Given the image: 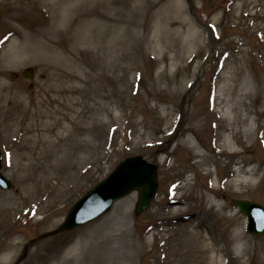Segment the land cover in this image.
I'll use <instances>...</instances> for the list:
<instances>
[{
    "label": "rangeland",
    "instance_id": "rangeland-1",
    "mask_svg": "<svg viewBox=\"0 0 264 264\" xmlns=\"http://www.w3.org/2000/svg\"><path fill=\"white\" fill-rule=\"evenodd\" d=\"M28 67L31 78L23 75ZM241 67L255 92L264 85V0H0V149L12 183L0 187V264H215L207 259L217 254L209 250L212 236L219 245L228 241L229 252H220L229 264H264V236L246 231L247 218L232 203L264 206V89L246 99L257 122L250 117L242 128L254 133L236 136L235 152L213 159L215 102L222 98L221 109L228 108L231 77ZM60 71L75 75L60 78ZM88 74L85 113L77 118L79 104L62 109L67 115L49 138L25 146V108L55 111L54 91L83 86ZM234 80L237 98L243 77ZM41 119L28 122L35 127ZM138 154L158 164V194L148 209L136 213L132 191L102 217L41 237L120 161ZM177 191L179 203L171 197ZM81 236L91 249L75 243Z\"/></svg>",
    "mask_w": 264,
    "mask_h": 264
},
{
    "label": "bare ground",
    "instance_id": "bare-ground-1",
    "mask_svg": "<svg viewBox=\"0 0 264 264\" xmlns=\"http://www.w3.org/2000/svg\"><path fill=\"white\" fill-rule=\"evenodd\" d=\"M241 3H244V2H241ZM180 4L182 5V8L184 10L183 3L180 2ZM243 6H245V5H243ZM181 12L184 14L185 10L181 11ZM185 16H186V18L188 17L187 15H185ZM187 20H188V18H187ZM257 25H260V27L262 26V24H259V23H257ZM192 41H193V37L192 38L190 37L189 39H187L186 43L189 44V43H192ZM13 62H15L14 59H13ZM244 68H245V66H244ZM244 68L241 67L240 69H238L239 70L238 73L234 74V76L236 77L237 80L239 78L242 79V77H243V87L241 88L242 93L239 96H237V98L234 97V95H235L234 93H236V90H237L238 81L234 80V76H232L231 80H233V81L228 87V94H229V97H228L229 106L227 105L228 108L225 109L224 111H223V109H221L220 104L222 103V98H221V103L217 102V101L215 102V108H217V110H215L213 112V114H217L220 118L219 121L217 122V125H216L217 131H216V138L214 141V143H215L214 145H215V149L217 151V154L213 155V159L216 162L217 161L221 162V156H223L226 151H229V149L231 151H234V150H232V148H233L234 138L236 136L241 137V138L243 136L244 138L246 137L245 139H247V138H250V135L254 133L251 131L250 128H249V130H250L249 132L247 130L248 128L247 129L242 128L245 125V123H247L249 120L252 119L251 114L254 112V110H253L254 107L251 106L250 102H246V99H250L251 96L259 98L261 90L264 89V85L262 87H259V89H257L255 92L253 90L254 89L253 88V80L254 79L249 72L245 71ZM73 75H75V73L72 71H70V72L60 71L58 73V76L60 78L62 76L71 78V77H73ZM90 77H91L90 74H88L84 78H81L80 81H82L83 86H80V87L70 86V85L69 86L60 85L56 89V91H54V92H56L57 96L55 98H51L50 103H49L50 106H53L54 103H58V109H56L55 111H52L51 108L50 109H48V108L43 109L42 111L39 110V107H38V110L37 109L31 110L30 106L28 108H25L22 116L19 118V120H20L19 123L21 126L20 131L23 134L21 136V138H22L21 142H23V144H25V146H29V144L27 143L29 140H34L35 143H39L43 139L41 137V134L44 137H46V134H48L47 138H49V133L53 132L55 130V128L57 127V124L61 122V116L67 115L66 113L64 114L62 112V109H64V108L66 109V108H69L70 106H74L76 104H79V105H81L82 109L80 111H78L77 118H79L81 115H83V113H85L84 108L87 106L85 99H88V96H89V89H88L87 83L89 82L88 79ZM259 86H260V83H259ZM8 89H9V87H8ZM3 90H6V89H3ZM215 92H217V87H216ZM10 93L12 95H14V98L19 97V99H17V102H18V106H20L21 98L18 95V93H16V92L14 93L13 91L11 92L9 90L8 97H9ZM217 95L218 96L216 97V100L217 99L219 100V98L221 96H220V94H217ZM10 97L12 98V96H10ZM80 99H81V101H80ZM17 102H16V104H17ZM235 105H236V107H235ZM39 106L41 107V105H39ZM241 106H242V109L240 108ZM236 108H238V111H236V113H234V115H233L232 110L235 111ZM221 111L224 112V114L226 115L224 118L229 120V122H227L225 125L222 124L223 123V119H222L223 115H222ZM230 111H231V113H230ZM229 113H230V115H229ZM257 113L260 114V110H258ZM38 115L40 117H42V119H41L42 123H39L37 121V123L35 124V127H33L34 124L32 122H28V120L31 116L36 117ZM250 117H251V119H250ZM253 122L255 125V123L257 122V119H256V122L254 120H253ZM74 123L77 124L78 123L77 120H75ZM76 126H79V125H76ZM81 129H82V131H85V129L83 127ZM35 130H37L39 132L42 131L38 137L35 136V139L32 137L24 136L25 133L32 132ZM226 130L228 131V133L226 132ZM244 138L242 140H239V142L237 141L238 142V143H236L237 147H240L241 146L240 144L244 143V141H243V140H245ZM46 140L51 142V143L53 142V140H50V139H46ZM223 140L226 141V143L224 145L221 144V141H223ZM192 149L193 150L197 149V147L195 145H193ZM236 152L238 154H242L243 151L236 150ZM203 157H206V156L203 155ZM238 170H240L239 167H238ZM254 170H255V167L251 169V171H254ZM177 193H178V191L174 192L171 195V197L175 200L177 199L178 203H179L181 197ZM190 223H192V222H186V223L180 224L179 232L183 233L184 229H185L184 227H187ZM193 235L198 236V235H200V233L196 232V233H193ZM236 237H238V238L241 237L240 232L236 233ZM168 239H170V237ZM210 239H211V242H208V245L211 244L212 246H210L209 250L212 249L213 253L216 252L217 254H210V256L207 255V259L208 260L212 259V262L215 264H229V260H227L228 262H226L227 258L224 257V253L220 252V251H224V250H225L226 254L229 252V247L227 245L228 241L225 242L224 245H219V242L216 241L214 236L210 237ZM75 243L81 244L82 246L85 245L87 247L86 250L92 248V246H90V244L88 245V242H87L86 238H84V236L77 238ZM218 245L222 248L220 249V247H217ZM203 257L205 259V255ZM51 258H58L57 253L55 255H53ZM166 259H167V256H166ZM228 259H229V257H228ZM174 262L176 264V261L174 259H167V264H172ZM177 262H178L177 264H181V261L180 262L177 261ZM68 263H69L68 260L64 261V258H61L57 264H68Z\"/></svg>",
    "mask_w": 264,
    "mask_h": 264
},
{
    "label": "water",
    "instance_id": "water-1",
    "mask_svg": "<svg viewBox=\"0 0 264 264\" xmlns=\"http://www.w3.org/2000/svg\"><path fill=\"white\" fill-rule=\"evenodd\" d=\"M31 77L33 72L25 70ZM2 155L0 153V169ZM157 165L148 162L141 155L126 158L104 180L86 192L69 209L61 226L54 232L72 229L87 223L107 212L113 203L134 189L139 191L137 213L145 210L155 197L158 189ZM0 185L9 188V180L0 172ZM233 203L248 216L247 230L252 234L264 235V207L248 200H235ZM53 232V233H54Z\"/></svg>",
    "mask_w": 264,
    "mask_h": 264
}]
</instances>
